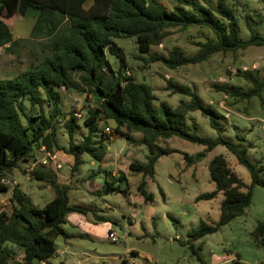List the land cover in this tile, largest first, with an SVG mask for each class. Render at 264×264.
Instances as JSON below:
<instances>
[{
  "label": "trees",
  "instance_id": "16d2710c",
  "mask_svg": "<svg viewBox=\"0 0 264 264\" xmlns=\"http://www.w3.org/2000/svg\"><path fill=\"white\" fill-rule=\"evenodd\" d=\"M86 1L0 0V47L16 42L4 19L23 15L29 9L37 10L31 34H44L49 39L45 44L47 54L38 64L14 78H0V192L8 190L2 180L4 172L18 167L20 162L31 161L34 146L40 143L53 151L63 150L70 155L71 173L81 164L84 153L95 160H102L107 150L94 136L100 133L104 137L105 134L98 129L97 123L99 120L112 121L115 134L143 144L148 150L145 162L131 161L128 164L129 171L142 175L136 190L145 199H152V193L145 188V179L153 176L157 159L175 151L158 143L172 136L204 146V150L195 155L182 152L186 166L202 160L206 151L222 145L249 171L251 181L246 185L222 154L210 159L207 169L215 188L197 195L196 201L212 199L220 193L219 218L212 225L201 221L189 232V241L213 233L221 225L242 215L250 204L253 186L260 185L264 189L263 167L249 160L247 148L240 143L221 135L207 137L190 130L187 115L194 111L206 116L212 128L219 131L221 125L218 112L205 104L197 91L188 85L167 80L166 91L189 99H180L175 106L160 101L156 106V97L149 83L123 75L124 56L115 38L135 37L138 52L148 55L147 58L142 57L144 63L158 61L175 69L206 61L217 52H234L249 45L264 46V35L251 31L248 39L240 38L237 17L226 0H217L215 4L207 0H177L172 10L157 0H92L85 6ZM260 1L264 3V0ZM189 26L206 27L214 38L201 43L192 55L185 54L177 46L166 54L151 51L152 46L162 43L168 29ZM108 55L117 58L116 70ZM104 70H107V77L103 75ZM237 75L250 85L243 88L222 82L214 83L213 87L234 101H248L260 95L264 79L256 70L239 69ZM57 87L84 93L96 104L87 110L83 119L87 134L78 142L72 141L78 127L76 116L69 112L65 117L63 123L70 137L67 148L60 147L56 139V117L61 113ZM27 101L32 107L38 106V114L27 110ZM47 103L51 105L49 115L43 111ZM132 132L141 133V137L132 138ZM31 175L52 186L54 196L43 207H36L18 187L12 188V208L0 210V264H38L40 261L56 264L49 260L56 251V239L75 236L63 228L66 215L85 213L84 208L69 204L68 185L59 183L52 171L37 167ZM99 219L106 220L103 216ZM251 236L257 243L264 244V220L251 231ZM8 243L22 249L19 259H13ZM192 249L196 258L201 260L197 250Z\"/></svg>",
  "mask_w": 264,
  "mask_h": 264
},
{
  "label": "rangeland",
  "instance_id": "374dc122",
  "mask_svg": "<svg viewBox=\"0 0 264 264\" xmlns=\"http://www.w3.org/2000/svg\"><path fill=\"white\" fill-rule=\"evenodd\" d=\"M91 1L87 0L85 6ZM157 1L168 10H172L177 3V0ZM207 2L215 4L217 0ZM226 2L237 17L240 38L248 39L251 31L264 35L262 1ZM36 16L37 10L29 9L23 15L16 14L4 19L16 42L0 47L1 79L16 77L46 56L45 44L48 37L40 33L31 34ZM213 38L212 32L206 27H175L168 29L162 43L152 46L151 51L166 54L177 46L185 54L192 55L201 43ZM115 41L124 56L125 65L121 71L126 68L129 76L149 83L156 97V106L160 101L175 106L180 99H189L179 93L171 94L166 91L164 87L167 80L196 90L204 103L218 112L221 128L219 131L212 128L206 116L194 111L187 115L190 130L207 137L221 135L240 143L247 148L249 160L263 167L264 174V89L260 95L248 101H234L213 87L214 83L222 82L248 87L250 84L237 75L239 69H254L264 79V46L249 45L234 52H217L206 61L170 69L158 61L144 63L142 57L147 58L148 55L138 52L135 37L115 38ZM108 60L116 70L117 58L108 55ZM103 75L108 76L107 70L103 71ZM56 89L60 94L61 109L56 117V139L60 147L67 148L70 137L63 123L65 117L69 112L76 116L78 127L72 141L78 142L87 134L86 126L83 125L87 110L94 108L96 104L84 93L64 87ZM26 106L29 112L38 114L37 105L32 107L27 101ZM50 110L51 105L48 103L43 106L45 115H49ZM97 125L99 130L105 125L112 128L109 135L101 137L98 133L94 136L109 153L105 154L104 159L98 161L84 153L81 164L71 173L72 157L63 150L54 151L59 160L64 162L65 171L69 172L65 184L69 187L70 203L83 207L89 217L99 215L106 218L105 221L110 223L117 238L108 239L106 233L103 237H58L55 242L56 251L49 257L50 261L56 264H233L234 260H238L242 264H264V244L257 243L251 236V231L264 220V189L260 185L253 186L250 204L242 215L221 225L213 233L189 241V232L201 221L212 225L219 218L222 200L220 193L212 199L196 201L197 195L215 188L207 169V164L214 155L222 154L241 181L246 185L250 184L249 171L225 146L217 145L206 151L202 160L192 164L195 165L194 169L192 165H185L182 152L195 155L203 151L204 146L177 136L161 139L158 143L160 146L175 151L159 157L154 164L153 176L145 179L146 186L152 193V199L149 200L136 190L142 175L128 170L129 162L146 161V146L115 134L112 121L99 120ZM130 135L135 139L141 133L132 132ZM118 158L121 161H117ZM27 163L20 162L18 167L4 172L3 179L8 181V190L0 192V210L9 211L12 208L10 198L14 186L23 191L28 201L36 207H43L54 196L52 186L32 177L27 170ZM76 195L80 199L75 198ZM134 209H137L135 216L128 217ZM63 242L69 244L70 249L60 253L64 248ZM7 247H10L13 259L22 256L21 248L9 243ZM192 248L197 250L201 260L196 258Z\"/></svg>",
  "mask_w": 264,
  "mask_h": 264
},
{
  "label": "crops",
  "instance_id": "0c3cea01",
  "mask_svg": "<svg viewBox=\"0 0 264 264\" xmlns=\"http://www.w3.org/2000/svg\"><path fill=\"white\" fill-rule=\"evenodd\" d=\"M140 137H137L135 139H139ZM108 154L109 153H107V155ZM114 154H116V153H114ZM105 157L106 156H104L103 159ZM117 161H121V159L118 158ZM192 167L195 169V165H192ZM68 173L69 172L67 170L65 171V167L63 166L62 169L59 172L60 177L57 179V181L59 183H61V182L63 183L64 180H66V176H67ZM124 180L127 181L126 179H124ZM145 188H146L147 191H149V188H147L146 183H145ZM75 198H79V196L76 195ZM68 199H69V194H68ZM82 200H83V198H82ZM69 204L72 205L70 203V201H69ZM73 205L80 206V205H78L76 203H74ZM136 212H137V209H134L128 215V217H131L132 214H134V216H135ZM131 221L133 222L134 220L131 219ZM98 222H100V223H98ZM129 223H131V222H129ZM63 228L67 232L75 234V236L87 235V236H90V237H96V236L103 237L105 235V233L107 234V231H112L109 222L101 221V219H99V215H93L92 217H89L87 215V212H85V213H79V212L68 213L66 215V223L63 225ZM75 236H73V237H75ZM63 243H64V248H62L60 250V253H62L63 251L67 252L70 249V245L69 244H67L66 242H63Z\"/></svg>",
  "mask_w": 264,
  "mask_h": 264
},
{
  "label": "built area",
  "instance_id": "2783aa9c",
  "mask_svg": "<svg viewBox=\"0 0 264 264\" xmlns=\"http://www.w3.org/2000/svg\"><path fill=\"white\" fill-rule=\"evenodd\" d=\"M122 73L125 76L130 75L129 70L126 68L122 70ZM102 132L109 135L112 132V128L109 125H105L102 128ZM27 166V170L30 172L37 167L49 169L54 173L56 179H58L60 177L59 172L63 167V162L59 160V156L55 151L49 149L44 143H40L34 146L33 158L27 163ZM2 180L5 184L8 183V181H5L4 179ZM63 183L65 184L67 181L65 180ZM131 217H134V214H132ZM106 237L111 240L117 238L113 231H107ZM38 264H43V262L40 261Z\"/></svg>",
  "mask_w": 264,
  "mask_h": 264
},
{
  "label": "water",
  "instance_id": "95a60500",
  "mask_svg": "<svg viewBox=\"0 0 264 264\" xmlns=\"http://www.w3.org/2000/svg\"><path fill=\"white\" fill-rule=\"evenodd\" d=\"M233 264H242L241 262H239L238 260H234Z\"/></svg>",
  "mask_w": 264,
  "mask_h": 264
}]
</instances>
